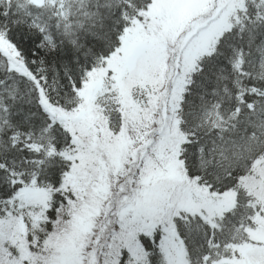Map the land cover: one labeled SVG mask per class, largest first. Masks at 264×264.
<instances>
[{"label": "snow or ice", "instance_id": "snow-or-ice-1", "mask_svg": "<svg viewBox=\"0 0 264 264\" xmlns=\"http://www.w3.org/2000/svg\"><path fill=\"white\" fill-rule=\"evenodd\" d=\"M0 264H264V0H0Z\"/></svg>", "mask_w": 264, "mask_h": 264}]
</instances>
